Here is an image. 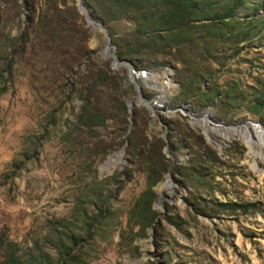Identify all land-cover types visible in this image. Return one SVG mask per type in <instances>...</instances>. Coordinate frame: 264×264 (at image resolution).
<instances>
[{"label":"rangeland","instance_id":"rangeland-1","mask_svg":"<svg viewBox=\"0 0 264 264\" xmlns=\"http://www.w3.org/2000/svg\"><path fill=\"white\" fill-rule=\"evenodd\" d=\"M200 2L211 20L135 69L150 109L77 0H0V260L13 242L54 264H264V0ZM104 25L112 39L136 20ZM126 135L148 151L127 143L107 167ZM157 173L146 224L133 207Z\"/></svg>","mask_w":264,"mask_h":264},{"label":"trees","instance_id":"trees-1","mask_svg":"<svg viewBox=\"0 0 264 264\" xmlns=\"http://www.w3.org/2000/svg\"><path fill=\"white\" fill-rule=\"evenodd\" d=\"M91 6V13L99 16L104 23L123 15H132L136 20V25L124 36L112 35L113 42L117 45L116 52L119 58H126L131 61L134 69H139L141 63L147 57H152L158 53H163L167 49L175 50L178 43L174 42L173 36L177 32L189 33L192 30L193 24L197 20H208L206 12L210 13L209 7L203 5L200 0H86ZM25 5V4H24ZM218 15V14H215ZM225 15H230L226 11ZM225 17V16H224ZM217 24V17L212 18ZM225 19V18H224ZM208 23V22H204ZM193 34L191 35V37ZM187 36L183 42H187ZM183 44H179L182 47ZM10 70V69H9ZM198 82H194V89L200 90L201 86ZM204 83L202 82V86ZM206 91L210 88H205ZM1 90H5L2 88ZM203 93H207V92ZM217 93V91H216ZM263 101V100H262ZM261 100H256V103L251 106V110H258V105ZM90 101L83 103L81 114L85 120L93 121L94 124H100L101 109L97 108L92 111L89 108ZM122 109H125V102H121ZM128 146L132 149L133 154L144 155L148 151V146L145 143H132L131 136L124 137ZM164 142L162 139H157L161 147ZM154 144V143H153ZM160 173L156 176H149L147 178L148 186L146 190L140 195L133 210L137 212H146L149 214L146 224L154 221L155 212L151 209V203L154 198L152 185L157 181ZM252 206V205H249ZM104 209L101 210L103 212ZM3 242H0V247ZM5 248L7 253L0 260V264H54L53 260L45 252L37 253H23L20 248L13 242H6ZM71 251L66 250L67 257H72Z\"/></svg>","mask_w":264,"mask_h":264},{"label":"water","instance_id":"water-1","mask_svg":"<svg viewBox=\"0 0 264 264\" xmlns=\"http://www.w3.org/2000/svg\"><path fill=\"white\" fill-rule=\"evenodd\" d=\"M77 2H78V8L81 10L80 0H77ZM83 2L85 3V7H86L85 13H84L86 20L89 23L92 24V27L99 28V30L103 31L104 42H103V47L101 49V53L103 55L111 56V58H112V66L114 68H116L119 65H123V66H125L127 68L129 80L134 84V86H135V88L137 90V98H138V100L140 102H142L144 105L148 106L150 109H153L152 105L150 104V102L148 100H146L145 97L143 96V93H142V90H141V86L142 85L146 86L145 82H143L142 80H137V77L145 75L146 71H137V70L134 69V67H133V65H132L130 60H128L126 58H119V56H118V54L116 52V47L112 43L111 36H110V34H109L108 30H107V27L104 25V22L100 18H96L93 15H91L89 13L88 4L86 3L85 0H83ZM166 75L169 76L168 73ZM163 99H164V96L160 97L158 99V101L162 102ZM153 103H156V102L154 101ZM183 105H185V104L180 105V107L184 108ZM128 107H131V101H130V103H128ZM198 119H200V118H196L195 121L197 122ZM126 144H127V142L125 141L124 145L120 148V150L123 152V154H124V150H125ZM174 163H175V159H174ZM173 190H175V189L173 188ZM162 199H163V197L160 196L159 204L162 202Z\"/></svg>","mask_w":264,"mask_h":264},{"label":"bare ground","instance_id":"bare-ground-1","mask_svg":"<svg viewBox=\"0 0 264 264\" xmlns=\"http://www.w3.org/2000/svg\"><path fill=\"white\" fill-rule=\"evenodd\" d=\"M80 4H81V10L85 13L86 7H85V3L83 2V0H80ZM93 28L94 29H97L95 27H93ZM146 77H147V73L145 75L138 76L137 77V80H141L142 78L148 79ZM143 82H145V81H143ZM245 127L248 128V129L250 128L249 125H246ZM260 131H261V136L259 137L258 143H259L260 146H262V145H264V130H261L260 129ZM252 134L253 133H251L249 131H246V134L245 135L243 134L245 136L244 139H245L246 143L251 147V149H253V147H254V145H253L254 144V140L252 139ZM122 154H123V152L120 151V152L115 153L114 156L110 157L109 160L107 161V167L113 168V167L117 166L116 164L120 163V161H121ZM162 186L163 187L164 186H166V187H169L170 186L171 187L170 180L168 179L165 183H163Z\"/></svg>","mask_w":264,"mask_h":264}]
</instances>
